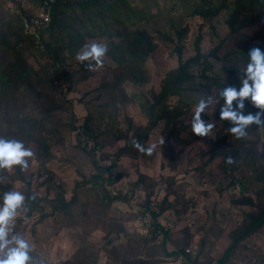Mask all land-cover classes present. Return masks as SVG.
<instances>
[{"label": "rangeland", "instance_id": "obj_1", "mask_svg": "<svg viewBox=\"0 0 264 264\" xmlns=\"http://www.w3.org/2000/svg\"><path fill=\"white\" fill-rule=\"evenodd\" d=\"M124 1L135 12L125 15L122 11V23L110 22V19L106 18L102 21L93 19L92 22L86 23V27L92 29L95 35L74 38L75 41L63 52L65 60L59 67L67 71L73 82L70 84L61 78L59 83L55 80L51 82L58 84L55 88V95L58 98L54 99L57 100L56 105L59 104L58 100H61L59 109L56 107L40 118L41 115H37L35 111L40 108L39 103L33 107L30 101L18 99L17 95L5 96L0 90V131L10 125L9 120L14 116H17L19 121L28 116L30 121L36 124L34 127L38 126L36 130H28L27 127L26 130L24 126H18L15 131L24 134L23 136L27 138L25 147L33 153L28 168L22 170V173L31 179V196L39 199L44 208L42 211L45 212L43 217H40V212H32L26 218H21L24 210L20 209L15 221L10 225L9 239L11 240L13 236L24 238L31 246L30 254L34 260L44 256L47 263L58 264L72 254L79 238L96 242L98 245L104 241L102 237L113 232V225L117 223H120L127 232L146 235L147 230H140L136 225L135 211H138L147 194L150 195L148 199L153 204L159 202L171 189L181 194L179 198H174L170 192L169 195L166 194L168 201L174 202L180 212L167 208L161 214V222L170 232L165 245L167 249L173 247L172 239L182 237V227L188 228V236L183 237L187 242L183 252L176 258L155 257V263H214L227 247L232 231L240 230L242 213H254L259 209V199L255 190L258 175L255 174L259 166L264 165V132L257 127L255 130L254 128L247 130V135L242 139L230 135L232 123L221 118V109L225 106L222 91L223 88L230 87L228 86L230 78L224 72L218 71L224 87L217 89L210 87L208 92H200L203 95L189 96L195 100L194 104L177 119V123H174L175 121L171 123L170 130L163 129L161 120L152 128L145 141V148L152 149L151 154L146 151L136 156L119 154L114 159L123 145V140L130 138L133 129L147 123L148 117L144 112L145 98L141 96L143 93L147 94L150 86L157 88L159 78L177 65L175 49L179 47L183 57H190L194 52V39L199 34L201 52H207L227 32L224 23H213L211 28L207 23H202L198 15H184L181 8L171 3L174 0ZM139 7L140 12L137 11ZM45 13V8L33 0H0V25L5 32L21 28L19 22H22V30L31 31L26 20L29 19L34 24V21L38 22L42 18L40 15ZM138 14L147 15L138 19ZM15 15L21 17V21L16 19ZM248 21L250 19L241 20ZM124 25L129 29L145 28L152 35V51L144 62L146 80L142 86L126 79L123 67L118 66L113 59L114 56L122 55L123 50L119 47L118 53L113 44V40L117 41L118 37L106 33L108 31L112 33ZM184 26L187 28L185 34L182 39H178L177 32ZM261 28L264 31L263 19ZM98 31L103 33L97 34ZM240 31H245L244 33L248 35L260 32L258 28L249 26L242 27ZM158 32L167 33L170 39L159 38ZM233 38L234 34H231L229 40L221 44L216 55L227 53L233 48L231 45ZM8 41H11L10 37ZM94 42L106 45L108 50L114 45L112 54L106 53L103 66L99 68H89L87 62L82 64L76 59L85 45ZM46 59L45 56L40 57L42 64L45 65ZM49 65L48 62L47 68ZM246 68L247 66L244 68L245 72ZM214 71H217L216 63ZM245 78L246 76H239L233 79L239 83L237 90L242 87ZM45 81L44 85L50 86L49 82ZM201 99L210 101L205 113L202 114V119L214 126L211 133L206 137L193 134L194 138L184 144L172 142L170 135L174 129L185 127L186 131L181 130L180 134L186 137V132L191 129L195 107ZM168 100L173 103L176 97L171 96ZM243 104V109H239L237 101H234L233 109L242 111L244 115L252 114V109L260 111L250 99H245ZM49 107L53 106L45 102L43 110ZM85 116L88 118L87 134L80 132ZM222 126L228 127L227 142L230 146H241L249 150L244 153L241 168L225 174L220 168V159L214 157L201 172H198L193 167L206 159L211 146L209 140L214 138V132ZM44 153L47 157L43 160L42 173L40 172L42 167L40 169L39 166L41 160L38 158L41 159ZM99 166L107 168L101 172L102 177L114 179L116 171L121 175L104 185L110 195L117 194L119 199L111 202L101 214H96L104 205L99 200L100 193L94 194L91 183L87 180L91 174L98 173ZM7 171L10 174V170ZM7 181H9L7 175L0 170V183ZM85 181L87 182L83 183ZM12 191L20 192L18 186L12 187ZM58 195L67 201L73 196V205L71 204L73 212L81 213L85 221L74 218L68 220V216L64 214L53 213V208L47 207L46 201L42 200L44 197L52 198ZM110 216L118 221H111ZM169 219L172 223L168 224L166 220ZM82 221L85 225H82ZM211 228L213 232H210ZM106 237L112 239L111 245H117L124 239L123 234L114 236L111 233ZM159 239L160 235L156 241ZM109 246L107 244L106 247ZM103 253L99 251L96 256L99 263L105 261ZM145 255L139 257L143 258ZM114 262L121 264L119 258ZM224 264H264V228L259 233L239 241Z\"/></svg>", "mask_w": 264, "mask_h": 264}, {"label": "trees", "instance_id": "obj_2", "mask_svg": "<svg viewBox=\"0 0 264 264\" xmlns=\"http://www.w3.org/2000/svg\"><path fill=\"white\" fill-rule=\"evenodd\" d=\"M33 2L45 8L48 17L47 21L39 20L33 24L27 19V25L31 29V31L27 32L22 30V22L18 24L21 25V28L17 27V29H13L10 32H5L0 25V90L5 96L11 97L17 95L18 99L30 101L33 107L39 103L40 108L35 109V111L42 118L49 111L54 110L56 107L57 109L61 107V100H58L59 104L56 105L57 100L54 99L58 98L55 95V88L58 84L54 83H59V78L70 82V84L73 82L68 76L67 71H63L59 67L61 62L65 60L63 52L75 41L74 38H83L84 35H95L92 29L86 27V23L92 22L93 19L102 21L105 18L110 19V22L122 23V11L125 15L135 11H132L124 0H33ZM132 2L134 3V1ZM171 3L181 8L184 15H198L202 20L201 22L207 23L211 28L213 23H224L227 27V32L207 52H201V35L199 34L194 39V52L190 57H183L179 47L175 49L177 65L166 71L159 78L160 81L157 88L150 86L147 94L143 93L141 96L145 98L144 112L148 117L147 123L142 127L134 128L130 133V138H123V145L120 146L119 152L114 156V159L119 154L136 156L137 154L144 153L145 151H140L135 144H139L146 149L145 141L152 128L160 120L163 129L170 130L172 128L171 123L174 121V123H177V119L194 104L195 100L189 98V96H193L194 94L203 95L200 92L206 93L210 87L216 89L224 87L220 82L218 71L224 72L230 78L228 86L236 89L239 83L237 84L233 79L239 76H246L244 68L249 63V49L253 47L264 49V31L261 28V21L262 19L264 20V0H174ZM186 10L188 11L187 13L185 12ZM137 11L140 12L141 8L139 7ZM21 13L25 14L22 11ZM145 15L147 14H138L137 18H145ZM15 18L21 21V17H16L15 15ZM243 19H250V21L241 22ZM244 26L256 27L260 32L257 34L251 33V35L245 34V31H240ZM186 29V26H184L177 32L178 39L183 38ZM102 33L103 31H98L97 34ZM158 33L159 38L164 40L170 39L167 33ZM110 34H113L116 38L118 37L117 41L113 40L118 53L119 47L123 50L122 55L116 57L113 55L116 64L123 67L126 79L136 85L142 86L146 80L144 62L152 51V35L145 28L129 29L125 25L120 29L113 30L112 33L110 31L106 33V35ZM231 34H234V38L231 40L233 48L227 53L216 55L221 44L224 41H228ZM8 37H10L11 41H8ZM114 45L107 53L112 54ZM29 56H32V58L30 59ZM41 56L47 57L45 65L40 61ZM48 62L50 67L48 66L47 68ZM215 63L217 71H214ZM190 69L192 71H189ZM53 80L55 82L51 83ZM44 81L49 82L50 86L44 85ZM109 85L113 84L110 83ZM223 89L225 90V88ZM171 96L176 97V101L173 103H170L168 100ZM45 102L50 103L53 107L43 110ZM95 106L97 107V105ZM251 112L255 115L258 111L257 109H252ZM20 121L17 116L9 120L10 125L5 130L0 131V138L16 140L26 146L25 140L27 138L21 132H16L15 129L18 126H24L25 129L27 127L28 130H36L38 126L34 127L36 124L32 123L28 116L23 117ZM87 123L88 118L86 117L80 126V132L87 134ZM257 127H260L264 132V125L257 126L253 124L248 130L250 128H254L255 130ZM227 128L226 126H222L214 132V138L209 140L211 146L207 151L206 159L193 167L198 172H201L204 166L214 157L220 159V168L225 174L241 168L244 162V153L246 151L249 152V150L241 146H230V143L227 142ZM181 130L186 131V128L180 127L179 129H174L172 135H170L172 142L184 144L194 138L192 129L186 132V137L181 136ZM230 135L232 136L231 132ZM46 157L47 155L44 153L41 159L38 158L41 160L39 166L40 169L42 167V171L40 170L42 173L43 160ZM228 158H231L232 163L226 162ZM98 169V173L91 174L87 181L91 183L94 194L100 193L99 200L104 207L100 211L98 210L96 214H101L102 211L108 208L111 202L119 199V195L117 194L110 195L104 185L111 183L121 173L116 171L114 179H111L112 177L108 178L100 175L107 168L99 166ZM0 170L7 175L9 180L3 184L0 183V204H2L1 197L7 192H11L12 187L18 186L20 192L25 197L24 213L21 218H26L32 212H40V217H43L45 214L42 211L44 210L43 206L39 203V199L31 196V179L25 177L19 167L11 169L10 174L7 173V169ZM255 175H258L255 187L259 199L258 211L254 213H242L240 230L232 231L224 252L216 262L210 264H224L231 256L235 245L239 241H243L259 233L264 228V165L259 166ZM168 186L170 187V182ZM169 192L173 193L174 198L181 196L180 193L171 191V189L166 194ZM166 194L162 196L159 202L153 204L148 199L150 195L147 194L145 201H143L138 211H135L136 215H148L150 217V223L146 228V235L140 236L127 232L120 223H117V225H113L114 228L111 233L114 236L123 234L124 239L121 243L111 245L112 239L106 237L111 233H107L104 238L102 237L104 241L102 243L99 242L98 245L96 242L79 238L72 254L58 264H117L114 261L118 258L121 260V264H157L154 260L155 257L171 256L173 259L176 258L178 254L183 252V247L186 245L187 241L185 242L183 237L185 235L188 236V228L182 227V237L173 238V247L171 249L166 248L165 242L170 232L162 224L160 219L161 214L167 208H173L175 212H180L179 207H175L174 202L168 201L167 197L169 194L167 196ZM72 197L69 201L65 200L61 195L52 198L44 197L42 200L46 201L47 207L53 208V213L64 214L68 216V220L74 218L75 220L85 221L81 213L73 212ZM109 219L111 221H118V219L112 216ZM83 221L82 225H85ZM166 221L168 224L172 223L171 219ZM87 223L88 221L86 220ZM213 231V228H211L210 232ZM159 235L160 239L156 241ZM107 244L110 246L106 247ZM99 251L101 253L104 252L103 258H105V261L102 263H99L98 257L96 258ZM143 255L145 257H139ZM31 257L33 259L32 255ZM186 258L188 259L189 257L186 256ZM33 264L49 263L42 256L39 260L33 259Z\"/></svg>", "mask_w": 264, "mask_h": 264}, {"label": "clouds", "instance_id": "obj_3", "mask_svg": "<svg viewBox=\"0 0 264 264\" xmlns=\"http://www.w3.org/2000/svg\"><path fill=\"white\" fill-rule=\"evenodd\" d=\"M107 46L101 43H91L84 46V50L77 54L76 59L89 68L103 66ZM249 63L246 68V78L242 81V87L226 88L222 95L225 106L221 109V118L232 123L230 132L236 139H242L247 135L248 128L255 124L264 125V49L253 47L248 51ZM94 62V63H93ZM250 99L260 109L255 115H244L242 111L233 109V102L237 101V107L243 109V101ZM210 101L201 99L195 107L192 117L191 129L195 136H208L213 125L202 119V114L208 108ZM140 151L151 154L152 149H144L135 144ZM33 156L22 142L0 138V169L11 170L19 167L26 170L29 166V158ZM227 163H232L228 158ZM25 197L19 191L7 192L0 204V264H33L30 255L32 249L27 240L19 236L9 239L10 225L15 221L18 211L24 206Z\"/></svg>", "mask_w": 264, "mask_h": 264}, {"label": "built area", "instance_id": "obj_4", "mask_svg": "<svg viewBox=\"0 0 264 264\" xmlns=\"http://www.w3.org/2000/svg\"><path fill=\"white\" fill-rule=\"evenodd\" d=\"M40 16H42L40 20L47 21L48 17L46 13L44 15L41 14ZM135 221L140 230H146L147 226L150 223V217L148 215H137Z\"/></svg>", "mask_w": 264, "mask_h": 264}]
</instances>
